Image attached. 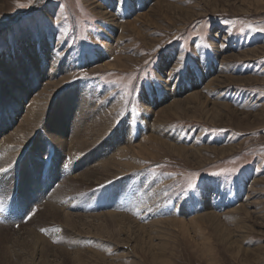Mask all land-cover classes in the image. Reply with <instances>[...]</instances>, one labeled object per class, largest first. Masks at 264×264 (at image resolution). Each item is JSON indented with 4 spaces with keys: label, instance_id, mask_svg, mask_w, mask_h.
Returning <instances> with one entry per match:
<instances>
[{
    "label": "rangeland",
    "instance_id": "1",
    "mask_svg": "<svg viewBox=\"0 0 264 264\" xmlns=\"http://www.w3.org/2000/svg\"><path fill=\"white\" fill-rule=\"evenodd\" d=\"M249 25L264 0H0V264H264Z\"/></svg>",
    "mask_w": 264,
    "mask_h": 264
},
{
    "label": "snow or ice",
    "instance_id": "2",
    "mask_svg": "<svg viewBox=\"0 0 264 264\" xmlns=\"http://www.w3.org/2000/svg\"><path fill=\"white\" fill-rule=\"evenodd\" d=\"M31 2H32V0H28V3H19V0H18V7H28V6H30L31 5ZM249 28H251V30L252 31H258V32H261V33H264V27H261V28H253L251 25H249ZM207 45H205V47H206ZM160 46H157V48H159ZM180 59H181V68H177L175 71L176 72H179V71H181L182 70V68H183V60H184V58L183 57H180ZM147 63V62H146ZM85 76H87V74H85ZM74 79H75V77H74ZM261 95H264V93H261ZM136 110L135 109H133V112H135ZM119 122V121H118ZM212 131H216V130H212ZM69 164H71V160H69L68 161V163H66V164H64L63 165V167L64 168H67L68 166H69ZM9 167H11V165H9ZM5 171H7V169H5V168H0V172H5ZM222 171H224V170H222ZM214 174H216V173H214ZM169 175H173L172 173H169ZM193 175H195V174H193ZM106 183H111V181H107ZM99 187H104V185H100ZM194 187V184H193V182L191 181V180H189L188 181V189H192ZM149 211H152V209H148ZM34 211L35 210H33V212L32 213H29V218L31 217V215H33L34 214ZM137 212H138V209H137ZM41 231L42 232H44V231H46V229H44V228H42L41 229ZM57 231H59V229H57Z\"/></svg>",
    "mask_w": 264,
    "mask_h": 264
},
{
    "label": "bare ground",
    "instance_id": "3",
    "mask_svg": "<svg viewBox=\"0 0 264 264\" xmlns=\"http://www.w3.org/2000/svg\"><path fill=\"white\" fill-rule=\"evenodd\" d=\"M152 111H153V110H152ZM31 114H32V113H31ZM25 117H29V114H28L27 116H25ZM30 117H32V116L30 115ZM31 120H32V119H31ZM31 120H29V121L26 122V124H27V129L30 128V125H31V124H34V122H35V121L32 122ZM78 144H79V143H78ZM74 150H75V149H74ZM72 151H73V150H72ZM75 151H76V152H79V150H75ZM76 154H78V153H76ZM4 155H6V154L3 153V156H4ZM0 156H1V155H0ZM3 156H2V157H3ZM120 165H121V164H120ZM123 165H124V164H123ZM124 166H125V165H124ZM122 167H123V166H122ZM121 169H122V168H121ZM123 169H124V167H123ZM123 171H124V170H123ZM23 189H24V188H23ZM23 191H24V190H23ZM20 195H21V194H20ZM57 196H58V195H57ZM57 200H58V199H57ZM14 201H15V200H14ZM55 201H56V200H55ZM56 202H58V201H56ZM138 202H139V201H138ZM17 204H18V202H16L14 205L16 206ZM137 205H138V204H137ZM137 205L134 204L133 207H134V206H137ZM56 206H59V205L56 204ZM40 208H41V206H40ZM43 208H44V207H43ZM46 209H47V208H46ZM50 209H51V211H52L53 213L57 212V211L60 210V209L63 210V208H59V207H55V208H53L52 206L50 207ZM55 209H56V210H55ZM138 210H139V208H138ZM42 211H43V210H42ZM133 211H136V210H133ZM47 212H48V211H47ZM59 212H60V211H59ZM43 213H44V212H43ZM53 213H52V214H53ZM57 213H58V212H57ZM132 213H134V212H132ZM50 214H51V213H50ZM68 214H70V213H68ZM114 214H117V213H114ZM138 214H139V213H138ZM53 215H54V214H53ZM65 216H67V215H65ZM112 216H114V215H112ZM117 216H118V215H117ZM68 218H69V217H68ZM137 218H138V215H137ZM65 220H66V219H65ZM69 220H70V219H69ZM70 221H71V220H70ZM107 221H108V220H107ZM113 221H115V220L112 219V222H113ZM116 221H117V220H116ZM110 222H111V221H110ZM120 222H121V221H120ZM67 223H69V221H67ZM104 223H105V222H104ZM69 224H70V223H69ZM69 224H68V225H69ZM72 224H73V221H72ZM119 224H120V223H119ZM119 224H118V225H119ZM115 225H116V224H115ZM125 225H126V224H125ZM83 227H84V226H83ZM33 232H34V231H33ZM80 234H81V233H80ZM80 236H81V235H80ZM79 239H80V237H79ZM75 240H76V239H75ZM37 243H38V242H37Z\"/></svg>",
    "mask_w": 264,
    "mask_h": 264
}]
</instances>
